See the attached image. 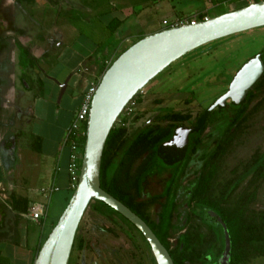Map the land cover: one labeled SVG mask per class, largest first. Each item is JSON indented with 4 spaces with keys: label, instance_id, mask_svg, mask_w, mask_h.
<instances>
[{
    "label": "trees",
    "instance_id": "obj_1",
    "mask_svg": "<svg viewBox=\"0 0 264 264\" xmlns=\"http://www.w3.org/2000/svg\"><path fill=\"white\" fill-rule=\"evenodd\" d=\"M16 1L21 5L34 2ZM203 17L200 14L198 21H202ZM5 32L0 15V51L6 44L7 38L3 35ZM15 47L18 50V63L23 69L32 70L37 67V60L31 55L29 48L19 41H15ZM260 54L264 63V50ZM112 62L102 64L100 75ZM263 92L264 72L243 102L218 106L209 113L205 123L199 118L204 113L202 111L190 123L192 129L185 153L172 154L169 146L178 134L177 131L180 132L179 127L185 123V117L179 112L161 115L152 124L138 129L130 136H127V131L121 124H115L111 129L102 154L100 187L147 224L168 251L173 264H215L224 248L223 226L227 228L231 241L230 264H243L258 257L264 258V210L256 211L251 208L258 189L264 183V151H256L250 159L239 162L231 170L227 180L220 182L218 179L225 158L249 127L250 118L256 114V105L262 102ZM254 101L258 102L254 104ZM214 124H218L221 131L212 146H207L203 143L202 134L208 126ZM262 129L264 131V125ZM85 130L86 123L83 126V131ZM84 140L85 136L80 140L81 153ZM199 150L202 151L201 165L199 169L192 170L194 174L192 173L188 185L183 186V178L190 173L186 170L187 166ZM164 174L168 178L162 192L145 196L147 178ZM73 190L69 179L66 205ZM179 191H183L185 196L182 204L178 200ZM11 202L12 209L17 214L28 213L27 199L13 195ZM181 206L184 208L180 211ZM156 207H159L158 211L153 212ZM89 208L116 228L123 230V224L137 233V238L129 231L125 234L133 243L137 242L140 248L145 246L151 257L150 264H156L143 236L126 219L98 201L91 202ZM205 211L213 212L218 220H204ZM58 218L48 220L49 217L45 216L40 220L43 230L31 264ZM183 221L185 223L182 225ZM175 234L178 237L175 244H172L170 239ZM79 236L78 228L70 259H75L73 253L77 252L78 258L86 249L84 240Z\"/></svg>",
    "mask_w": 264,
    "mask_h": 264
},
{
    "label": "rangeland",
    "instance_id": "obj_2",
    "mask_svg": "<svg viewBox=\"0 0 264 264\" xmlns=\"http://www.w3.org/2000/svg\"><path fill=\"white\" fill-rule=\"evenodd\" d=\"M15 1L1 0L0 3V15L6 29L5 34L10 35V37L15 36V29L19 31L21 28L26 31L25 37L17 35L16 38L22 44H31L33 40L27 38V36L30 37L31 34L39 32L44 39L37 41L36 45L31 49L29 48L30 52L37 58L42 57L48 48L45 41L50 38L47 35L49 32H45L44 28L46 27H72L78 40L82 41L86 46V49L82 52L95 51L101 53L103 48L101 44H109L111 49L118 44V42L111 39L110 30H112V25H109L111 20L120 21L125 18L131 24H129V27L134 30L148 27L157 28L163 27V20L181 19L185 21L186 19H194V16L198 20L200 14L211 18L240 8L247 3L246 0H80L82 4L96 9L94 14L89 15L85 11L77 10L74 6H71V9H66L65 5L60 7V0H33V4L29 5H26L28 3L21 5ZM60 8L62 9L60 10ZM10 39L7 42L10 47L6 51L0 52V65L4 62L9 64L7 73L0 75V82L8 81V84L11 81L10 72H16L15 83H17L19 72H21L16 60L17 49ZM136 40V38L124 39L121 46L117 49L118 52L111 58L110 62L115 60V57L123 49L128 48ZM104 49L102 53H105ZM77 50L79 49L77 48ZM263 50L264 27L214 41L188 53L153 78L134 97L135 100L133 99V102L124 109L116 124L123 125L127 131V136H130L156 114L181 112L185 119L194 120L200 111L208 107L226 89L234 73L252 56ZM111 54H113V51ZM77 58L79 59V57L74 55L68 61H76ZM103 61L110 64L108 59H103ZM49 70L51 69L46 70L41 61L31 72L38 73V71H43L47 74H52ZM28 71H25L24 74L31 84V76L29 77ZM53 71L56 73L55 70ZM97 77L100 78L99 75ZM17 85L20 86L19 83ZM30 92L25 91L24 97L22 96L24 104L29 105L28 110L33 107L32 97L38 91L32 87ZM4 94L7 95V91ZM55 96L56 94H53L52 98ZM66 96L61 101L62 107ZM51 100L48 102V108H44L42 101H38L39 103L34 107L37 109L35 118H30L29 122L24 124L25 132L40 130L39 134H51L50 126L54 124L58 116L57 108L54 107L56 102L52 101V104ZM19 107L21 108V106ZM11 113V116L16 115L14 111ZM74 114L75 112L72 113L68 125L73 120ZM61 116H63L62 113ZM63 123L66 122L64 121ZM248 124L249 127L245 130V133L241 134L239 142L235 144L226 157L222 170V180L226 176L228 177L227 174H229L230 169L240 161L251 158L254 151L264 150V131L262 129L264 125V107L259 108L256 114L250 118ZM211 130L209 128L207 132L210 133ZM205 140L207 141L205 143H210L208 137ZM61 145L62 148H65V151L68 149L63 144V139L61 140ZM199 166L198 160L195 159L189 164V169L195 170ZM191 177L192 175L189 173L186 179ZM167 178L168 175L166 174L147 178L144 186V195L161 193ZM183 183L185 186L188 184L185 180ZM6 194L7 191L4 190L1 195L7 197ZM64 196L65 193L63 192L57 193L51 203H49L51 205L49 206L48 217L50 216L51 219L55 220L60 217L66 207ZM184 199L183 191H179L178 200L183 202ZM45 201L46 203L48 202V200ZM252 205L256 211L264 209V183L258 189ZM158 209L159 207H156V211ZM26 222L28 223L26 225L24 222V229L29 230L28 246L32 248L37 240L39 231L34 223ZM79 233V237L84 240L86 246L85 263L88 261V264H94V260H92V257L90 258L91 255L100 256L102 258L101 264H137L141 258L139 252L133 247L131 241L123 234L122 230L116 228L115 225L89 207L80 222ZM176 236L175 234L171 237L170 242L172 244H175ZM5 247L0 245L2 249H5ZM6 254L5 262L11 261L9 250H6ZM74 258L70 259L69 264H78L75 254ZM146 262L148 263L147 257ZM243 264H264V258L258 257Z\"/></svg>",
    "mask_w": 264,
    "mask_h": 264
},
{
    "label": "water",
    "instance_id": "obj_3",
    "mask_svg": "<svg viewBox=\"0 0 264 264\" xmlns=\"http://www.w3.org/2000/svg\"><path fill=\"white\" fill-rule=\"evenodd\" d=\"M262 27L264 0L195 25L162 28L146 34L112 62L101 75L90 104L77 184L33 264H69L80 222L93 201L104 203L133 225L148 244L156 264H173L168 251L147 224L101 189L100 167L107 137L134 97L171 64L209 43ZM263 70L259 55L246 62L213 106L223 105L227 99L234 103L243 100ZM60 87L59 100L67 83ZM223 230L224 250L216 264H230L231 241L225 226Z\"/></svg>",
    "mask_w": 264,
    "mask_h": 264
},
{
    "label": "crops",
    "instance_id": "obj_4",
    "mask_svg": "<svg viewBox=\"0 0 264 264\" xmlns=\"http://www.w3.org/2000/svg\"><path fill=\"white\" fill-rule=\"evenodd\" d=\"M59 4L60 7L65 5L66 9H71V6H74L77 10L85 11V13L89 15L94 14L96 11L95 8L82 4L80 0H60ZM61 9L62 8H60V10ZM109 23L110 26L112 25V28L107 27L112 29L110 30L112 34L111 39L112 41L118 42V44L114 46L115 48L112 49L113 54L111 55L106 54L110 49L109 44H101V47H103L101 51L105 48L104 55L106 56L104 58L105 60L108 59L109 62L118 52L117 49L121 46L124 39H138L146 34L157 32L161 28L148 27L134 30L129 27L130 22L125 18L120 21L111 20ZM44 29L45 32H49L47 33L48 37L50 39L52 38L51 40L45 41L48 47L46 52L39 58L35 57L32 52L30 53L36 58L37 66L42 61L46 70L51 69L49 71H51L52 74H47L43 71H38V73L34 71L31 72V70L28 71L23 69L18 63L17 50V65L21 68L17 83H19L20 86L15 83L10 89L5 88L0 95V245H3V247L7 245L5 249L9 250L11 259V261L5 262L4 259L7 258L6 250L0 248V264H31L43 230L40 225L41 221H32L26 218L24 214H17L13 211L11 202V197L13 195L27 199L29 207L34 204L42 205L45 208L47 217L49 206L51 205H49V203H51V200H53V197L57 193H65L63 199H67L69 194V174L67 171L69 151L68 149L65 151V148H62L61 140L63 139L67 127L70 125H68V122L70 121L72 113L76 112L79 108L85 84H89L92 80L98 78L89 68L93 65L94 58L100 55V53L95 51L82 52L86 49V46L82 41L78 40L72 27H46ZM5 33L3 35L7 38L6 42L11 38L10 40H12L15 47V41H19V39L16 38L17 35L25 37L26 31L21 28L19 31L15 29L14 33L16 35L12 37ZM27 38H31L34 44H22L21 41L19 42L24 47L30 49L36 45L37 41L44 39L40 36L39 32H35L33 35L31 34V36H27ZM77 48L79 50H77ZM74 55L79 57V59L77 58L76 61H68L71 60ZM104 63L106 62L104 61ZM53 70H55L56 73H54ZM25 71L29 72V77L31 76V84L28 82L27 78H25ZM10 79L14 81V79H16L15 74ZM66 80L67 87L59 100V85ZM23 81L25 85H23ZM0 83L4 85V82ZM18 87L22 88L19 89ZM32 87L37 89L38 92L32 97L33 107L28 110L27 108H29V105L24 104L22 96L24 97L25 91L31 93ZM5 91H7V95L4 94ZM53 94H56L54 98H52ZM65 95L67 96L62 107L61 101ZM14 99H16V101L18 99V104L16 103V106H18L21 111H27V116L24 121H22L21 126L11 125L8 122V119H11L10 114H12L11 112L13 110H11L10 106ZM39 100L42 101L44 108H48L49 100H51V102H56V106L54 107L57 108L58 116L54 124L50 126L51 134H39L40 130L25 132L24 124L28 123L30 118H35L37 109L34 107L39 103ZM19 106H21V108ZM60 111L63 116H61ZM7 113L9 116L3 115ZM64 121L66 123H63ZM4 190L7 191V197L1 195ZM45 200H48V202L46 203ZM48 220H50V216ZM26 221L34 223L39 231L37 240L32 248L28 246L29 230L24 229V222L26 225L28 223Z\"/></svg>",
    "mask_w": 264,
    "mask_h": 264
},
{
    "label": "flooded vegetation",
    "instance_id": "obj_5",
    "mask_svg": "<svg viewBox=\"0 0 264 264\" xmlns=\"http://www.w3.org/2000/svg\"><path fill=\"white\" fill-rule=\"evenodd\" d=\"M239 1V0H238ZM240 1H242V0H240ZM260 1V0H259ZM246 4H244V6H246V5H248V4H250V3H254V0H246ZM243 7V6H242ZM241 8V7H240ZM238 9V8H237ZM233 10H235V9H233ZM191 17V16H190ZM52 39V38H51ZM51 39H49V40H51ZM10 46H9V44L6 42V44H4V48L0 51V52H2V51H6L8 48H9ZM113 49V48H112ZM111 48L108 50V53H106V54H111L112 53V50ZM103 51H101V53H100V55H98V56H96L94 59V63H93V65L89 68V70L93 73V74H95V75H99L100 76V69H101V66H102V64L104 63V61H103V59H105L104 57L106 56V55H104V53H102ZM260 56V58H261V54L260 53H257V54H255L254 56H252L249 60H251V59H253V58H255L256 56ZM248 60V61H249ZM261 60H262V58H261ZM247 61V62H248ZM263 62V61H262ZM245 64V63H244ZM243 64V65H244ZM242 65V66H243ZM263 65H264V63H263ZM86 67V66H85ZM8 68H9V64L7 63V62H4L3 64H1L0 65V74H4V73H7V70H8ZM241 68V67H240ZM239 70V69H238ZM263 72H264V70H263ZM237 73V71L234 73V75H233V77L235 76V74ZM10 75H11V77L12 76H14V72H10L9 73ZM263 74V73H262ZM262 76V75H261ZM233 77H232V79H233ZM232 79L230 80V82L228 83V85L226 86V89L208 106V107H206L205 109H203L202 111H204V113L203 114H201V116L199 117L200 118V120H201V122H203V123H205V121L207 122V119H208V116L210 115L209 113H211L212 111H214L218 106H221V107H224V106H226L227 105V103H233V104H235V105H237V104H239V103H241V102H243L246 98H247V95L249 94V92L253 89V87H254V85L256 84H254L253 85V87L248 91V93H247V95H246V97L243 99V100H241V101H239V102H237V103H234V102H232L230 99H227L226 101H225V103L223 104V105H217V106H213L214 104H215V102L220 98V97H222L226 92H227V90H228V88H229V85H230V83H231V81H232ZM260 79V78H259ZM258 79V80H259ZM11 81H10V84H8V81L5 83V81H4V85H1L0 84V95H1V92L3 93V91H4V88H7V89H10L11 87H13L14 86V84H15V79H14V81H13V79H10ZM68 80V79H67ZM67 80L65 81L66 83H67ZM257 80V81H258ZM256 81V82H257ZM65 82H63L62 84H64ZM84 82H85V80H84ZM87 82V81H86ZM62 84H60L59 85V87L62 85ZM88 84V83H87ZM87 84H85V87H84V90H83V92H82V95H83V93H84V91H85V89H86V87H87ZM23 85H25V82L23 81ZM60 90H61V87H60ZM262 102L258 105H256L257 106V111L259 110V108L261 107H264V92L262 93ZM81 99H82V97H81ZM15 101V102H14ZM14 101L12 102V105L10 106V108H11V110H13L14 112H16V115L15 116H11V119H8V122L11 124V125H15V126H18V125H22V121H24V119H25V117L27 116V111L26 110H24V112L23 111H21L19 108H18V106H16V103L18 104V99H17V101H16V99H14ZM81 102V101H80ZM256 102H258V101H254V104H256ZM253 104V105H254ZM202 111H200L199 112V114L198 115H200V113L202 112ZM166 113H171V112H165V113H161V114H156V115H154L153 117H152V119H150L149 121H147L146 122V124H144V125H142L140 128H144L145 126H147V125H150V124H152L154 121H156V119L159 117V116H161V115H164V114H166ZM179 113H181V112H179ZM182 114V113H181ZM4 115V114H3ZM197 115V116H198ZM4 116H9V114L7 113L6 115H4ZM182 116L184 117V115L182 114ZM196 116V117H197ZM195 117V118H196ZM195 120V119H194ZM194 120H188V119H185V123H184V125L183 126H180L179 128H180V132H178L177 131V135H176V137L173 139V142H171L170 143V145L169 146H171L170 147V152L172 153V154H179V153H181V152H183V153H185L186 152V150H187V145H188V135H189V133L191 132V129H192V126L190 125V123L191 122H194ZM220 122V121H219ZM218 122V124H220ZM218 124H214L213 126H208L205 130H204V132H203V134H202V138H203V143L205 144V145H207V146H212V144H213V142L216 140V137L220 134V131H221V127H219V125ZM68 128V127H67ZM139 128V129H140ZM209 128H211L212 130L210 131V133H208L207 132V129H209ZM247 129V128H246ZM245 129V130H246ZM67 130V129H66ZM65 133H66V131H65ZM65 133H64V136H65ZM215 133V134H214ZM244 133H245V131H244ZM206 137H208L209 139H210V143H205V142H207L206 140H205V138ZM64 139V138H63ZM239 142V141H238ZM176 143H177V145H176ZM237 143V142H236ZM235 146V145H234ZM233 146V147H234ZM232 147V148H233ZM264 151V150H263ZM256 151H254V153H255ZM258 152H262V151H258ZM202 153V151L201 150H199L198 151V153L194 156V159L193 160H191L190 161V163H192V161H195V159L196 160H198V162H199V165H201V161H200V154ZM253 153V154H254ZM252 154V155H253ZM252 157V156H251ZM250 159V158H249ZM225 160H226V158H225ZM248 160V159H247ZM243 161H246V160H243ZM240 162H242V161H240ZM189 163V164H190ZM225 163V162H224ZM189 164H188V166H187V171H188V173H189V171H190V173H191V175L193 176V172H192V170L191 169H189ZM224 165V164H223ZM236 166V165H235ZM234 166V167H235ZM200 167V166H199ZM233 167V168H234ZM233 168H231L230 169V172H231V170L233 169ZM199 169V168H198ZM196 170V169H195ZM195 170H193V171H195ZM222 170H223V166H222V168H221V171H220V175H219V181L220 182H223V181H225V180H227L228 178H229V176H230V172H229V174H227L228 175V177L226 176V178L225 179H223L222 180ZM193 173V174H192ZM189 176V174H187V176L186 177H184L183 178V180H182V185L183 186H185V184L183 183V181L185 180V182L186 183H188V181L191 179H186L187 177ZM188 185V184H187ZM146 196V195H145ZM148 196H152V195H148ZM178 196H179V194H178ZM180 202V201H179ZM184 202V201H183ZM183 202H180V204H182ZM184 207L183 206H181L180 208H179V210L181 211L182 209H183ZM251 208L252 209H254V206L252 205L251 206ZM262 210H264V209H262ZM260 211V210H259ZM153 212H156V208L154 209V211ZM204 220H206V221H212V219H217V216L213 213V212H210V211H205V213H204ZM218 220V219H217ZM199 222V221H198ZM185 223V221H183L181 224L183 225ZM4 225H7V224H4ZM4 225H3V227H4ZM8 226H9V224H8ZM122 228H123V234L125 235V236H127L125 233H126V231L128 232L129 231V233L130 234H133L134 236H135V238H137V237H139V235L137 234V233H134L132 230H130V229H128V227H126L125 225H123L122 224ZM2 227V228H3ZM202 229L204 230V231H206L205 230V227H203L202 226ZM183 232V231H182ZM223 233H224V230H223ZM177 236H176V238L178 237V234H176ZM129 238V237H128ZM130 240V239H129ZM131 241V240H130ZM137 242H135V243H133L132 241H131V244L133 245V247L139 252V254H140V256H141V258H140V260H139V262L137 263V264H139V263H144V264H150L151 263V257H150V254L148 253V251L146 250V248H145V246L143 247V248H140L139 247V245L138 244H136ZM140 243V242H139ZM73 249V248H72ZM85 250L86 249H84L79 255H78V264H88V261L85 263L84 262V260H85ZM223 250H224V248H223ZM72 253V252H71ZM222 253H223V251H222ZM222 253H221V255L219 256V258H218V260L215 262V264L219 261V259H220V257L222 256ZM75 254V256L77 255V252H75V253H73V255ZM92 257V260H94V264H101V262H102V258L100 257V256H93V255H91L90 256V258ZM146 257L148 258V263L146 262ZM70 258H71V255H70ZM74 258V257H73ZM70 261V260H69Z\"/></svg>",
    "mask_w": 264,
    "mask_h": 264
},
{
    "label": "built area",
    "instance_id": "obj_6",
    "mask_svg": "<svg viewBox=\"0 0 264 264\" xmlns=\"http://www.w3.org/2000/svg\"><path fill=\"white\" fill-rule=\"evenodd\" d=\"M207 19H208L207 16H204L202 21L207 20ZM197 22L199 21L195 18V16H194V19L192 20L186 19L185 21H182L181 19H175L172 21L164 20L162 22L163 27H161V29L183 26L185 24L195 25ZM99 80L100 78H97L96 80H92L87 85L82 95L79 108L75 112L73 120L68 126L64 139H63V144H65L68 147V151H69V164H68L67 171H68L69 179H70V187L73 189H75V186L77 184L78 177H79L80 162H81V155H82V153L80 152L79 146H80L81 138L85 136V132L83 131V126L86 123L87 116H88L89 109H90V104H91L93 95L95 94V91L97 89ZM25 216L26 218L32 221H40L42 218H45L46 211L42 205L34 204L29 207L28 213Z\"/></svg>",
    "mask_w": 264,
    "mask_h": 264
},
{
    "label": "bare ground",
    "instance_id": "obj_7",
    "mask_svg": "<svg viewBox=\"0 0 264 264\" xmlns=\"http://www.w3.org/2000/svg\"><path fill=\"white\" fill-rule=\"evenodd\" d=\"M176 145H177V143H176Z\"/></svg>",
    "mask_w": 264,
    "mask_h": 264
}]
</instances>
